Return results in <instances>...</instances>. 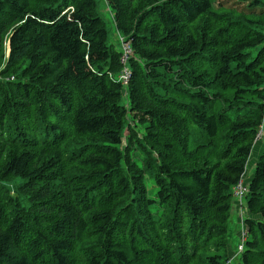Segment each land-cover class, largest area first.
I'll return each mask as SVG.
<instances>
[{
	"label": "trees",
	"instance_id": "16d2710c",
	"mask_svg": "<svg viewBox=\"0 0 264 264\" xmlns=\"http://www.w3.org/2000/svg\"><path fill=\"white\" fill-rule=\"evenodd\" d=\"M263 122L264 0H0V264H229ZM245 208L264 264V154Z\"/></svg>",
	"mask_w": 264,
	"mask_h": 264
},
{
	"label": "rangeland",
	"instance_id": "374dc122",
	"mask_svg": "<svg viewBox=\"0 0 264 264\" xmlns=\"http://www.w3.org/2000/svg\"><path fill=\"white\" fill-rule=\"evenodd\" d=\"M226 6L230 7V8L234 7V8H237L238 10L239 9L246 10V7L244 5H237L234 1L227 3ZM98 10H99L101 17L107 23V28L109 30L108 44L114 45L116 50L121 51L122 50V43L123 42L126 43L127 41L125 40L124 37L119 35V33L117 32L115 25L113 23V20H112V14L110 13L108 7L104 3L99 4ZM124 70H126V72L129 74V79H130L131 75H130L129 67L126 66ZM123 74H124V71H123L122 75ZM122 75H121V77H122ZM121 77H120V79H121ZM125 77H127V76H125ZM124 88L126 90L127 87H124ZM129 122H130V125L132 127H136V128L139 127L140 129L142 128V125L139 123V121L135 118L133 120L131 115L129 116ZM140 132H142V130H140ZM124 141H125V139H124ZM263 141H264L263 138L256 140V143L254 144V147L252 150V154L254 153V155L248 159L246 171L243 175V179L245 180L244 182L246 184H248L250 177L252 176L253 172H255V171L252 172V170L250 168L251 162L254 161L255 159H257V162H259L260 158L264 154V145L262 143ZM248 216H249V213L247 212V210L245 208V204H244L243 210H242L240 207V204L234 198V203H233V208H232V218H231V223H230V227H229V231H228L229 232L228 233V240H230V249L233 251L232 254L234 256H232L230 262H228L229 264H240L237 262V260L239 259L240 255L243 252H240L238 250V248H239V245L241 243V238L243 236L244 230H246V228H247L245 222H246V218H248ZM245 241H246V239H245Z\"/></svg>",
	"mask_w": 264,
	"mask_h": 264
},
{
	"label": "built area",
	"instance_id": "2783aa9c",
	"mask_svg": "<svg viewBox=\"0 0 264 264\" xmlns=\"http://www.w3.org/2000/svg\"><path fill=\"white\" fill-rule=\"evenodd\" d=\"M122 50L124 52L122 62L124 65H126L127 58H129L130 54L132 53L130 44H128L127 42L126 43L123 42L122 43ZM125 76H127V77H125ZM120 80L123 82L124 85H127V82L129 80V74L126 72V70H124V74L122 75ZM262 138L264 139V122L258 131L256 140H259ZM243 175H242V178L239 181V183L234 188V198L238 201L242 210H243V206L245 204L246 195L248 193V184H246L244 182L245 180L243 179ZM246 237H247V228H246V230H244L243 236L241 238V243H240L239 248H238V250L240 252L244 251Z\"/></svg>",
	"mask_w": 264,
	"mask_h": 264
},
{
	"label": "crops",
	"instance_id": "0c3cea01",
	"mask_svg": "<svg viewBox=\"0 0 264 264\" xmlns=\"http://www.w3.org/2000/svg\"><path fill=\"white\" fill-rule=\"evenodd\" d=\"M262 143H263V145H264V141H263ZM259 145H260V144H259ZM257 153H258V152H257ZM253 155H254V153H253V154L251 153V156H253ZM256 164H257V159H255L254 161L251 162V164H250V168H251L252 172L255 171ZM251 174H252V173H251ZM253 174H254V172H253ZM253 174H252V176L250 177V180L252 179ZM250 180L248 181V184H249Z\"/></svg>",
	"mask_w": 264,
	"mask_h": 264
}]
</instances>
